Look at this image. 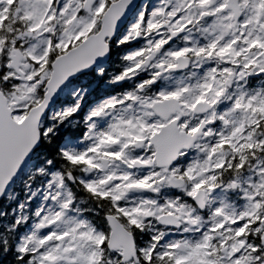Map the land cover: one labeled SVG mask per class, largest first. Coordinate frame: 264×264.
Wrapping results in <instances>:
<instances>
[{"label": "snow or ice", "instance_id": "6c2138e0", "mask_svg": "<svg viewBox=\"0 0 264 264\" xmlns=\"http://www.w3.org/2000/svg\"><path fill=\"white\" fill-rule=\"evenodd\" d=\"M0 264H264V0H0Z\"/></svg>", "mask_w": 264, "mask_h": 264}]
</instances>
